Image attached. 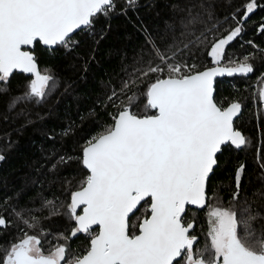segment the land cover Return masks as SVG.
Here are the masks:
<instances>
[{
  "label": "snow or ice",
  "instance_id": "snow-or-ice-1",
  "mask_svg": "<svg viewBox=\"0 0 264 264\" xmlns=\"http://www.w3.org/2000/svg\"><path fill=\"white\" fill-rule=\"evenodd\" d=\"M136 4L124 0L121 13ZM169 6L172 14L160 43L146 32L147 51L142 49L131 65L122 63L118 82L107 85L103 107L113 109L105 113L111 123L86 138L78 157L61 155L52 164L53 172L74 159L81 166L83 177L74 189L65 179L68 201L58 203L41 193L40 207H13L18 234L0 242V264H264V210L254 203L264 199V154L257 153L261 185L251 198L241 183L243 163L236 168L227 206L208 191L218 154L249 145L234 127L243 105L218 101L214 82L246 77L255 71L251 61L257 54L264 58V48L252 41L246 43L254 53L240 59L226 53L261 5L243 0L225 17L235 27L222 35L211 0H169ZM115 11L116 0H0V95L9 91L14 72L32 77L23 94L9 98L0 119L26 118L23 109L16 111L19 105L42 104L60 86L54 75L42 74L28 49L42 44L71 51L79 44L78 31L95 37L97 20ZM258 31L264 33V23ZM200 55L210 57L212 66H202ZM259 84L264 85V72ZM258 98L264 104V87ZM189 206L207 208L203 246L194 231L195 216L186 219ZM44 210L45 219L69 218L70 227L54 235L55 243L44 240L50 233L37 215ZM4 211L0 236L12 224ZM79 234L86 236L87 247L73 250L69 241Z\"/></svg>",
  "mask_w": 264,
  "mask_h": 264
},
{
  "label": "trees",
  "instance_id": "trees-1",
  "mask_svg": "<svg viewBox=\"0 0 264 264\" xmlns=\"http://www.w3.org/2000/svg\"><path fill=\"white\" fill-rule=\"evenodd\" d=\"M242 2L211 0L214 16L219 21L218 35L235 27V23L231 19L225 21V17H230ZM258 4L261 6L250 15L245 31L226 47L229 56L240 59L254 53L255 49L247 41L264 48V33L258 31V26L264 23V0H258ZM122 7L124 0H116V11L109 17L97 20L95 37L87 32H77L74 39L79 44L71 51L61 47L47 48L42 44L32 49L42 74L54 75L60 86L42 104L31 102L19 105L16 111L23 109L28 114L26 118L10 119L8 122L0 119V154L5 157L0 161V210H6L5 217L12 221L11 226L0 236V242L10 237L14 239L18 234L19 221L12 215L13 207L17 210L38 208L41 205V193L47 199L58 198V203L68 201L69 185L65 179H71L74 189L83 177L81 166L74 159L67 165H58L57 171L53 172L50 171L52 164L61 155L78 157L86 138L111 123L105 113L113 109L106 110L103 107L109 91L107 85L118 82L122 63L131 65L142 49L147 51L146 32L153 36L157 44L160 43L159 36L164 33L165 24L170 22L172 14L169 0H137L136 6L129 8L126 14L121 13ZM210 59L199 56L202 66H212ZM251 63L255 68L252 74L246 77H221L215 85V97L222 104L236 100L243 105L235 126L249 140V145L242 150L226 147L218 154V166L210 177L208 191L218 195L224 206L228 205L231 192L235 190V171L240 163L245 165L242 187L250 198L252 191L261 185L256 157L258 152L264 154V107L258 98V91L262 87L259 78L264 72V58L257 54ZM31 78L24 73H13L7 85L9 91L0 95V114L6 112L11 96L26 91ZM27 120L32 122L23 126ZM73 176L75 179H72ZM254 203L258 209L264 210V199H256ZM142 211H138L136 216H140ZM206 213L207 208L197 210L189 207L186 216V219L196 218L194 231L200 237L199 246L205 243L204 233L208 227ZM47 214V210H44L37 215L41 219L40 226L50 233L44 240L55 243L54 235L66 233L70 227L69 218L61 215L45 219ZM69 244L71 249L80 250L87 247V238L79 234Z\"/></svg>",
  "mask_w": 264,
  "mask_h": 264
},
{
  "label": "water",
  "instance_id": "water-1",
  "mask_svg": "<svg viewBox=\"0 0 264 264\" xmlns=\"http://www.w3.org/2000/svg\"><path fill=\"white\" fill-rule=\"evenodd\" d=\"M79 32V31H78ZM44 47H46V46H44ZM48 48V47H47ZM33 48H31V49H28V50H30V51H33L32 50ZM34 55H35V53H34ZM35 57H36V55H35ZM38 63V62H37ZM38 67H39V64H38ZM39 69H40V67H39ZM15 73V72H14ZM20 73V72H19ZM26 75H28V76H31L30 74H26ZM218 78H221V77H217L216 78V80L218 79ZM216 80H215V82H214V89H215V92H216V88H215V85H216ZM262 87H264V85H262ZM215 92H214V95H215ZM263 107H264V104H263ZM242 110H243V108H242ZM241 113H242V111H241ZM241 115V114H240ZM239 115V116H240ZM237 119V118H236ZM235 119V120H236ZM235 120H234V127L236 128V126H235ZM236 129H238V128H236ZM239 131H241L240 129H238ZM242 132V131H241ZM242 134H243V132H242ZM244 135V134H243ZM190 208H195L194 206H189ZM196 209V208H195ZM197 210H201V209H197ZM79 211V210H78Z\"/></svg>",
  "mask_w": 264,
  "mask_h": 264
}]
</instances>
